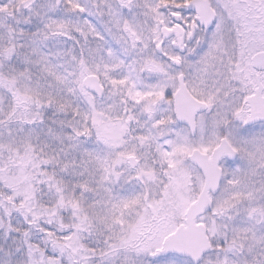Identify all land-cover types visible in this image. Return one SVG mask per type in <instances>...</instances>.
Masks as SVG:
<instances>
[{
  "label": "snow or ice",
  "instance_id": "snow-or-ice-1",
  "mask_svg": "<svg viewBox=\"0 0 264 264\" xmlns=\"http://www.w3.org/2000/svg\"><path fill=\"white\" fill-rule=\"evenodd\" d=\"M0 264H264V0H0Z\"/></svg>",
  "mask_w": 264,
  "mask_h": 264
}]
</instances>
